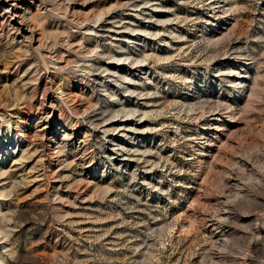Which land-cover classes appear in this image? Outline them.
Segmentation results:
<instances>
[{
  "label": "rangeland",
  "instance_id": "obj_1",
  "mask_svg": "<svg viewBox=\"0 0 264 264\" xmlns=\"http://www.w3.org/2000/svg\"><path fill=\"white\" fill-rule=\"evenodd\" d=\"M2 154L0 264H264V0H0Z\"/></svg>",
  "mask_w": 264,
  "mask_h": 264
},
{
  "label": "bare ground",
  "instance_id": "obj_2",
  "mask_svg": "<svg viewBox=\"0 0 264 264\" xmlns=\"http://www.w3.org/2000/svg\"><path fill=\"white\" fill-rule=\"evenodd\" d=\"M222 39V38H221ZM111 55V54H110ZM111 57V56H110ZM120 57H125L126 59L125 60H128L129 58H130V54H122V55H120ZM141 62H143V61H141ZM140 62V63H141ZM137 63H138V61H137ZM116 73V72H115ZM130 92V91H129ZM132 92V91H131ZM173 104V103H172ZM175 105V104H174ZM176 105H178V104H176ZM180 105V104H179ZM171 106V105H170ZM182 106H183V104H182ZM172 107V106H171ZM175 107V106H174ZM185 107V106H184ZM188 107V106H187ZM121 109V108H120ZM173 109V108H172ZM184 109V108H183ZM182 108H181V110H183ZM122 110H125L124 108L122 109ZM177 110V109H176ZM180 110V109H179ZM136 112H138L137 110H133V109H129V110H127L126 112H123V111H120L119 113H125V115H133L134 113H136ZM113 118H116V116H114ZM3 156H4V154H2L1 155V157H0V159L2 160V158H3ZM5 196V195H4Z\"/></svg>",
  "mask_w": 264,
  "mask_h": 264
}]
</instances>
